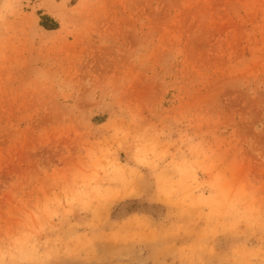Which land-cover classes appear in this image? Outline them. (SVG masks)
I'll return each instance as SVG.
<instances>
[{
	"label": "rangeland",
	"instance_id": "374dc122",
	"mask_svg": "<svg viewBox=\"0 0 264 264\" xmlns=\"http://www.w3.org/2000/svg\"><path fill=\"white\" fill-rule=\"evenodd\" d=\"M0 264H264V0H0Z\"/></svg>",
	"mask_w": 264,
	"mask_h": 264
},
{
	"label": "trees",
	"instance_id": "16d2710c",
	"mask_svg": "<svg viewBox=\"0 0 264 264\" xmlns=\"http://www.w3.org/2000/svg\"><path fill=\"white\" fill-rule=\"evenodd\" d=\"M52 23V25L55 27L56 26V23H54V22H51ZM42 25L44 26V27H46V28H53V26L52 25H47V24H45V23H43L42 22Z\"/></svg>",
	"mask_w": 264,
	"mask_h": 264
}]
</instances>
